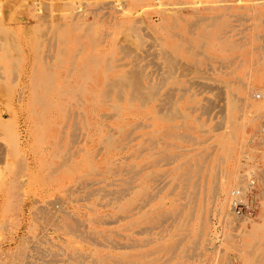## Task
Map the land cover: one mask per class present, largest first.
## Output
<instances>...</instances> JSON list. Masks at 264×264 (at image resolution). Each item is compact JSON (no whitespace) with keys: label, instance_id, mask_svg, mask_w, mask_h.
Here are the masks:
<instances>
[{"label":"rangeland","instance_id":"obj_1","mask_svg":"<svg viewBox=\"0 0 264 264\" xmlns=\"http://www.w3.org/2000/svg\"><path fill=\"white\" fill-rule=\"evenodd\" d=\"M254 3L253 0H0V10H2V17L5 20L3 28H6L7 35L10 33V36H8L9 39L12 35L16 44H11V41L14 42L12 39H10L11 41L9 40V43V41H7L8 38H0V43L2 42L0 45V58L3 57L0 59V66L4 69V72L3 69L2 72L5 78V81H2V87L5 85V88L7 90L9 88L11 91L10 94L8 93L9 91L7 92V90L5 91V89L2 88V90L7 92L8 95L4 94V91H2L4 93H1L0 95L4 94L6 97L9 95L12 96H9L10 98L8 97V100L6 99V101L4 98L5 96L2 95L4 102L1 101L3 98L0 96V112L3 113L4 110L5 113V109L6 111L10 109L13 110L17 107L15 99L20 90L18 88L22 85H18L11 79H13L16 74L20 75L22 69L25 67H30V72H32L30 76H32L33 73L39 75L42 68L48 66L46 77L44 75L42 81H40L41 84L39 82V87L30 88L31 92L29 93V98H32V93H34L38 94V96L46 97L50 101L60 99V97H56L55 95L65 81V83L69 84L73 93H75V95L72 94L73 98L66 101L73 105L72 102L75 101L73 100L75 97L76 100L80 97H85L78 94V91L82 90L84 92L94 89L92 85L94 82H91L94 80H91L93 75H91V77L88 75L89 81L86 80V78H81L82 81H86L85 83L77 78L78 73L76 69L79 68L84 61H87L89 57L99 55L103 61L112 56L113 61L111 60L112 58L108 59L111 62L108 61L110 65L115 63L118 59L123 58L127 60L128 57L126 53L128 52H124L125 46L127 47L126 49L130 48V50L133 48L132 51H136L135 53H142V49H144L143 44L151 40L150 38L158 37L166 40L170 38L177 40L179 38L178 36H180V38H188L190 35L185 32V28L189 25H194L192 22L196 20L197 16L215 17L219 25L217 28L213 29V33L220 35L223 32L226 33L227 30L239 32L240 38L242 37V40L246 44L244 48L247 53L245 60H251V62H253V65L251 62H248L245 67L237 70V75L239 77L234 76L228 80V83L232 82L231 84H228L232 89H235L239 83L242 82H246L253 89L251 95L246 98L247 100H244V104L242 105L244 107L241 108V112L238 113L239 119L241 120L242 131L239 133V137L243 143L242 148L238 149V152L234 156L235 161L225 166V169L228 171H237L241 173V160L244 156V152L248 149H252V144H248L249 138L260 129L261 123L264 122V64L262 65V61H264V16H260L258 15L259 13L251 10L253 7L252 4ZM40 7L42 8L40 9ZM177 9L179 11H177ZM171 13L173 15H171ZM173 16L180 17L179 19L184 21L177 28L170 27L169 20L170 17ZM61 25L62 27H60ZM136 25L138 26L136 27ZM131 27L134 28L132 29ZM201 30L202 29H200L198 33L197 31H194L195 34L197 33L203 37L205 36L201 42H194L196 46L200 43L205 46L201 47L199 49L200 51H203V53L208 56L217 52L227 53L225 47H223L219 41L216 39L212 41L208 40V35L210 33L209 28L208 32L205 31V34H203L204 32L202 33ZM138 35H142L143 38L146 37V42L141 40V36L139 37ZM136 36H138L139 39ZM59 37H61V39ZM3 43L6 44V47L3 46ZM3 47L6 49L4 48L3 50ZM16 47H18L17 51L14 50ZM10 48L13 50H10ZM165 50L173 52L171 46H166ZM195 50H198V48L196 47ZM5 51L7 52V57L9 55V57L12 58L6 60L7 57H5ZM18 51L20 53H17ZM123 53H125V55H123ZM17 54L20 60L16 56ZM38 58H40L42 63ZM49 58L52 62H49ZM57 58L60 63L58 61V63H56ZM239 59L242 60L243 57H239ZM13 62L17 64L18 67L13 64ZM70 63L74 64L70 66ZM54 66L58 67L54 69ZM105 67L106 66L102 65L100 69H105ZM50 68L52 69L51 72ZM64 76H67L66 79L68 82H66L67 80L64 79ZM68 76L71 77L68 78ZM51 78L53 79V83L51 81V83L48 84V81L52 80ZM10 83H14V85ZM61 83L63 84L61 85ZM47 84L49 85L48 87L46 86ZM11 85L12 87H10ZM80 85L83 87L80 88ZM29 87H31V84ZM46 88H48V90ZM35 89L37 91H35ZM47 91L49 92L46 96ZM257 96L259 98H256ZM200 97H215V92L205 91L202 92ZM10 99L11 101H9ZM71 109L75 110L74 106L71 107ZM81 110L82 109H80V112H82ZM108 111H110L109 108L104 107L100 111V114L107 113ZM216 112L218 111L215 110L211 113L212 118L210 117L208 119V115L202 120V129H200L208 131V134L205 136L200 135L199 143L201 142V145H198V143L191 147L193 152H198L201 158L206 159L204 161V170L199 178L200 180L204 178L205 174L208 175V172H205L208 166L209 168L207 169L211 168L214 172L216 171L215 173L217 174L222 169L221 165L210 160V157L213 155L211 148L216 143L215 134L217 133L214 130L216 124L214 116L217 117L221 115ZM30 113L31 106L26 105L23 111L18 112L14 119L15 121L12 124H15V126L11 124L9 129L10 137L16 133L23 139L26 136L27 139V143H24L22 148H20L16 154H19L20 156L26 155L30 160L35 159L36 161L35 167L32 168L33 172L25 186V191L29 196L26 200L27 202L25 204L20 202L21 205H17L15 199L12 200V198H6L0 203V264H96L95 258L90 254L92 251L91 245L96 242V239L91 241L84 237L82 239V236L83 232L88 230L92 233V236L98 237V235H94V233H96L95 230L103 227L99 226L98 228V225L93 224L96 217L95 214L97 212L99 214L108 212V209L105 207H102L103 209L101 208V204L105 202V199L102 196L96 197L93 193L89 196L92 189L96 190L97 187L103 185V183H96L95 179L98 176L95 174L97 173L96 153L103 147L101 140L104 138L103 135L105 129L102 128V124L106 121L100 122L99 118L97 119L96 117L89 115H84V120L82 119L83 116L81 115L83 114L81 113V115L79 114L76 117L74 116L75 118L72 117L68 120L62 118L55 111L48 113L42 111L41 108H38L36 112L37 114L35 115ZM4 117L8 118L5 114ZM83 122H86L87 126L86 123ZM74 124H78V126ZM73 125L74 127L76 126L74 134L72 133L73 130L70 129ZM13 128L16 130L14 131ZM9 130L4 132V134H6L5 136L2 133L3 131H0L2 135H0L1 139L7 142V144L8 140L6 141L5 138L9 136ZM77 130L79 132H77ZM62 133L64 135H62ZM76 134L77 136H75ZM86 138L87 140L90 139L87 141ZM2 140H0V142L4 144L5 142ZM79 150L81 151L77 154V151ZM74 152L76 155L74 154V157L69 158L71 160L65 158L67 154L70 153V155H72ZM55 154H57L58 158H54L56 157ZM19 155H12V160L16 161L17 159L18 161L20 159ZM63 159H66L65 163H62L66 167L61 164V162L64 161ZM66 161H68V163ZM216 165H218V167ZM93 168L95 170H93ZM4 171L3 165L1 164L0 190L2 183L6 181L7 177L9 178L8 172L6 173ZM89 173L90 175H88ZM6 174H8L7 177H5ZM168 179L169 178L167 177L166 180H164V183H162L166 185L165 187L164 185H160V188L154 190L157 193H155L157 199L154 197L153 208L164 205L166 208L168 207L167 210L170 211L169 207L174 200H177V203L181 204H184L189 200V198L185 196V193L189 190L187 193L191 194L192 189L186 187L183 183H169ZM239 182L235 184L233 188L238 186ZM60 183L62 184V187L57 189L58 184ZM199 183L201 184V182ZM205 184H201L202 189L205 188ZM231 191L232 189L230 192ZM208 193L210 192H206L205 196L206 198L208 196L209 199L204 198L201 201L205 203L204 205L207 212L206 216L209 219L208 238L210 244L205 241L204 243H202V241L197 244L198 246L192 244V236L189 235V232L187 231L188 228L183 233L178 232L188 239L184 240L180 245V250L183 254L185 253L187 258L184 262L187 264H264V197L256 211L255 218L248 222V224L244 222L242 223V227H245L246 229L239 228L235 230L233 228H236L238 225L236 218L232 215L230 217L226 216V214H218L220 211L217 210L218 208L216 204ZM87 195L90 197L89 199ZM50 203H54L55 208L60 207L64 211L58 218L55 217V220H47L39 212L41 205L45 206L49 204L48 207L52 208ZM4 209H6V211ZM194 209L196 212L190 216L189 219L192 224L194 223V229H196V221L200 212L199 208L196 209L194 207ZM227 211H230L229 206ZM52 212L54 211L52 210ZM171 222L172 220L169 218L161 224L151 226V229H148L147 233L141 234L140 236L142 238H162L166 243V239H169L171 235L174 234V232H170V230L173 229V226L176 225V223L173 224ZM76 223H80V226L78 224L76 225ZM255 224L259 226L257 230H253ZM67 226H73V230L67 231ZM74 226H79V228H74ZM76 232L79 233L75 235ZM191 246L193 247L190 248ZM66 248L68 249V252H71L72 249H76L86 254L81 259H68L65 255L67 251ZM89 248L91 250H88ZM144 249L146 248L142 245V248L137 251L134 249H125L124 252L134 254V252ZM59 251L61 252L59 253ZM156 257L158 258L157 264H163L165 261H168L166 262L167 264H179L181 260H183L179 257H173L171 261L167 260L166 255L162 252L156 255ZM111 264L115 263L111 262Z\"/></svg>","mask_w":264,"mask_h":264},{"label":"bare ground","instance_id":"obj_2","mask_svg":"<svg viewBox=\"0 0 264 264\" xmlns=\"http://www.w3.org/2000/svg\"><path fill=\"white\" fill-rule=\"evenodd\" d=\"M253 1L255 3L252 4L253 7L251 10L259 13L258 15L260 16H264V1ZM41 8L42 7H40V9ZM177 11L179 10L177 9ZM171 15L173 14L171 13ZM179 18L176 16L170 17V27L177 28L182 22H184ZM4 21L5 20L2 17V10H0V38L4 39L6 37V39L8 38L7 41L10 39L13 40L12 35L9 39L8 36H10V33L7 35L6 28H3ZM192 23L194 25H189L185 28V32L190 35L188 38H180V36H178L179 38L177 37V40L172 38L166 40L155 37L150 38L151 40L146 42V37L143 38V36L140 35L142 38L141 40L146 42L143 44L144 49H142V53H135L136 51H132L133 48L130 50V48L126 49L127 47L125 46L124 52H128L126 53L128 57L127 60L123 58L118 59L115 63L110 65V61L108 59H111L112 56L111 58L108 57L107 60L104 59L106 62L104 60L102 61L99 55L89 57L87 61H84L80 67L76 69L78 73L77 78L81 81L82 79L86 78V80L89 81L88 75L90 77L93 75L91 80H94L91 82H94L92 84L94 89L84 92L78 89L80 90L78 91V94H81L85 97H80L78 100H76L75 97L73 100L76 102L74 101V103L71 101L73 105L70 104V102H66L73 98L72 94L75 95V93H73V90H71V87H69V84L65 83V81L64 84L61 83L63 86L58 89L55 95L56 97H60V99L50 101L46 97H41L34 93H32L33 97L29 98V93L31 92L30 88L39 87L41 84L40 81H42L44 75L46 77L48 66L42 68L39 75H35V73H33L32 76H30L32 73L30 72V67H25L22 69V73L20 75L15 73L16 75L14 74L15 76L13 79H11L13 82H16L18 85L21 84L22 86L18 88L20 90L17 93L15 99V104L17 107L13 110L10 109L6 111L5 109V113L4 110L3 113L0 112V131H3L2 133L4 136L6 135L4 132H7L10 129L11 124L15 121L14 119L16 118L18 112L23 111L26 105L31 106V113L33 115L37 114L36 112L38 108H41L42 111L48 113L55 111L62 118L68 120L69 118L74 116L76 117L81 113L83 114H80L83 116L82 119H84V115H89L94 116L97 119L99 118L100 122L106 121L102 124V128L105 129L103 135L104 138L101 140L103 147H100L101 149H99V151L96 153L97 173L95 174L98 176L95 179L96 183H103V185L101 187H97L96 190L92 189L89 196L92 195V193L93 195H96V197L102 196L105 199V202L101 204V208L105 207L108 209V212L103 214H99L97 212L95 214L96 217L93 221V224L98 225V228L99 226L103 227L95 230L96 233H94V235H98V237L92 236V233H90L86 227L85 229L88 232L84 231L82 236V239L84 237L91 241L96 239V242L91 245L92 251L90 252L91 256L95 258L96 264H111V262H114L115 264H157L158 258L156 255L161 252L166 255L167 260L171 261L173 257H179L183 259L179 264L186 263L184 261H186L187 258L185 253L183 254V252L180 250V245L184 242V240L187 239V237L185 238L178 232L183 233L188 228L187 231L189 232V235L192 236V244L197 245L202 241V243L205 241L206 243L210 244V240L208 238L209 219L206 216L207 212L204 205L205 203L201 201L204 198H208V196L207 198L205 196L206 192L208 191L210 192L208 194L211 195L210 197L218 209L216 207L215 208L220 211L217 213L226 214V216L230 217L232 215L231 211H227L229 206V195L231 193L230 190L234 189V185L240 181L241 174L237 171H228L225 169V166L235 161L234 156L238 152V149L242 148L243 143L239 137V133L242 131L241 120L239 119L238 113L241 112V108L244 107L242 106L244 104V100H247L246 98L251 95L253 89L246 82H238L239 85L235 89H232L231 86L228 85L232 82L228 83V80L234 76L239 77L237 75V70L245 67L248 62H251V60H245V57L247 56V53L244 49L246 44L242 40L243 38H240L239 32L227 30L226 33L223 32L220 35L214 34L213 29L217 28L219 23L215 17L210 16H197L196 20ZM138 25H136V27ZM63 26L65 27L64 24ZM60 27H62V25ZM134 27L131 28L133 29ZM208 28L210 29L208 40L212 41L216 39L219 41L220 44L225 47L227 51L226 54L217 52L208 56L207 54L203 53V51L199 50L204 46L202 43L197 46L195 45L196 41L201 42L205 38V36L203 37L197 34L198 31L202 29L203 31L201 30V32H204L203 34H205V31L208 32ZM194 31H197V33L195 34ZM138 36L136 37L138 38ZM59 38L61 39V37ZM13 41L14 42L11 41V44H15V39ZM11 44L9 45H14ZM5 45L6 44L3 43V46ZM164 45L165 47L171 46L173 52L165 50ZM5 47H3V50ZM196 47L198 50H195ZM17 48L18 47H16L14 50L17 51ZM10 50L13 49L10 48ZM17 53L20 52L18 51ZM125 53H123V55H125ZM16 56L18 57V54ZM5 57H7V52ZM239 57H243V59L241 60ZM8 58L10 59L12 57H9L8 55L6 60ZM18 59L20 60L19 57ZM38 59L40 61V58ZM58 60L59 59L57 58L56 63L59 62ZM111 60L113 61V58ZM50 61L51 59L49 62ZM13 64L15 63L13 62ZM72 64L74 63H70V66ZM251 64L253 65V62H251ZM263 64L264 61H262V65ZM15 65L17 66V64ZM102 65L106 66L105 69H100ZM57 67L58 66H54V69ZM2 69L3 68L0 66V94L7 90L5 85L2 87V81H5L3 75L4 69L3 72ZM51 71L52 69L50 72ZM70 77L71 76H68V78ZM66 78L67 76H64V79ZM49 81L48 84L51 83V81L53 83V79ZM66 82H68V80ZM10 84L14 85V83ZM30 84L31 87H29ZM48 84L46 85L47 87L49 86ZM10 87H12V85ZM79 87L82 88L83 86L80 85ZM2 88L5 89V91L2 90ZM46 89L48 90V88ZM35 91L37 90L35 89ZM205 91H214L215 97H200L202 92ZM7 92H11L9 88ZM7 92L4 94H7ZM48 92L49 91L46 92V96ZM4 96L5 100L9 96L12 97L11 95L7 97L6 95ZM4 98L0 100L4 102ZM9 101H11V99ZM73 106L76 111L71 109ZM104 107H108L110 111L100 114V111ZM80 109H82V112H80ZM215 110L218 111L216 113H220L221 115L217 117L214 116L216 119L214 130L217 132L215 134L216 143L211 148L213 153L212 157L209 155L208 156L210 157V160L221 165L222 169L217 174L215 173L216 171L214 172L211 168L207 169L209 168L208 166L205 170V172H208V175L205 174L204 178L200 180L199 178L200 175H202V171L204 170V161L206 159L201 158L198 152H193L191 147L199 143L200 135L205 136L208 134V131L201 130L202 120H204V117L208 115V119L210 117L212 118L211 113ZM4 114L7 115L8 118H5ZM12 125L15 126V124ZM74 125L70 128L73 130V134L78 124L75 127ZM15 130L16 129H14V131ZM77 132L79 131L77 130ZM8 135V137H10V130ZM62 135L64 134L62 133ZM75 136H77V134ZM7 138L5 139L6 141L8 140V144L0 137V140L6 143L5 145V143L3 144L0 142V163L3 165V169L5 170L4 172H8L9 174V178L7 177L8 174L5 175L7 179L2 183L0 190V203H2V201H4L6 198H12V200H16L17 205H19L20 202L25 204L29 197L25 191V186L26 182L30 178L31 173L33 172L32 168L35 167L36 160H30L26 155L20 156L18 154L20 159L18 161L17 159L16 161H13L12 155L18 156L16 153H18V150L22 148L24 143H27V139L26 136L23 139L16 133L11 135L10 138ZM200 143L198 145H201ZM80 151L81 150L77 151V154H79L78 152ZM74 154L75 152L72 155L69 153L67 156H65V158H72L76 155ZM55 156L56 157L54 158H58L57 154H55ZM66 159H63L64 161L62 160L63 162H61V164L65 163ZM68 161L66 162L68 163ZM216 166L218 167V165ZM64 167L66 166L64 165ZM55 170L54 172L56 173ZM93 170L95 169L93 168ZM88 175H90V173ZM167 177L169 178V183H183L186 187L192 189V195L187 193L189 190L186 189L187 191L185 196L188 197L189 200L184 204L177 203V200H174L169 207L170 211H168V207L166 208L164 205L153 208V200L154 197L157 196L155 195L156 192L154 190H156V188H160V185H164L165 187L166 185L162 183H164V180H166ZM199 182H201V184L206 183L204 189H202V185ZM61 187L62 184L60 183L58 184L57 189ZM263 197L264 196L261 197V200ZM89 198L90 197H88V199ZM155 199L157 198L155 197ZM48 205H41L39 209L40 214H42L47 220H55L61 213L64 212L60 207L55 208L54 203H50L52 208H49ZM194 207L196 209L199 208L200 212L196 221V229H194V223L192 224L189 219V217L196 212ZM4 210L6 211V209ZM52 210L54 212H52ZM169 218L172 220L171 223H176V225H174L173 229L170 230V232L173 231L174 234L171 235L169 239H166V243L162 238H142L140 236L141 234L147 233V230L151 229V226L161 224ZM77 224L78 223H76V225ZM242 225L243 224L241 222H238L236 228L233 229H244L245 227H242ZM79 226H74V228H79ZM258 228L259 226L256 224L253 226V230H257ZM66 229L67 231L73 230V226H67ZM76 230L79 231L78 229ZM77 233L79 232H76L75 235H77ZM142 245L146 249L134 252V254L124 252L125 249H134L137 251L138 249L142 248ZM192 247L193 246L190 248ZM88 250L91 249L89 248ZM60 252L61 251H59V253ZM85 254L86 253L76 249H72L71 252H68L67 249L65 253L68 259L74 260H76V258L81 259ZM166 262L168 261H165L164 263Z\"/></svg>","mask_w":264,"mask_h":264},{"label":"built area","instance_id":"obj_3","mask_svg":"<svg viewBox=\"0 0 264 264\" xmlns=\"http://www.w3.org/2000/svg\"><path fill=\"white\" fill-rule=\"evenodd\" d=\"M249 144H252V149H248L241 160L240 184L229 195L232 215L238 222L247 224L255 218L264 196V122L251 135Z\"/></svg>","mask_w":264,"mask_h":264}]
</instances>
